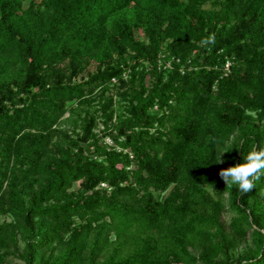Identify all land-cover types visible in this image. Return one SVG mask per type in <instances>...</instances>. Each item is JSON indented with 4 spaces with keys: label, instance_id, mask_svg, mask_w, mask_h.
<instances>
[{
    "label": "trees",
    "instance_id": "obj_1",
    "mask_svg": "<svg viewBox=\"0 0 264 264\" xmlns=\"http://www.w3.org/2000/svg\"><path fill=\"white\" fill-rule=\"evenodd\" d=\"M22 2L0 0V264H264V173L225 203L218 189L264 147V0ZM73 101L94 104L109 143L88 112L72 134L53 126Z\"/></svg>",
    "mask_w": 264,
    "mask_h": 264
},
{
    "label": "rangeland",
    "instance_id": "obj_2",
    "mask_svg": "<svg viewBox=\"0 0 264 264\" xmlns=\"http://www.w3.org/2000/svg\"><path fill=\"white\" fill-rule=\"evenodd\" d=\"M30 0H23L22 2V7H26L28 5V2ZM37 1L38 0H34ZM204 8H209V2H205L203 4ZM135 35L137 38L143 39V32L140 28H138L135 31ZM162 53H159L158 56H160ZM179 57L180 62L179 64H176L175 66H180V64H182L185 61V57L180 56V55H174ZM136 62L134 61V59H129L128 61H126V65L123 66V72L125 74L130 72V69L132 68V66L138 68L139 66L135 65ZM144 66H146V64L144 63ZM230 66V65H229ZM96 71V64L92 61H90L86 67L79 73L77 74V76L75 77L77 80L80 78H85L87 73H93ZM113 115L111 120L115 121L116 118L118 117L119 114H123V104L125 102L124 99H122L121 97H119L118 95H114L113 96ZM67 109L63 112V114L58 118L57 122L53 125L56 128L68 133V134H72V130H76L78 131V128L76 126H78V116H82L85 112H88L89 114H93L95 116V126H93L92 131L97 134L98 138H101L102 140H104V142L109 143L110 139L108 137V135H102V130H101V123H100V117L99 115L93 110L94 104H90V105H84V104H80L77 101H73V102H69L67 103ZM63 138V137H62ZM59 139V138H58ZM231 140L230 138H228L227 140H223V147L221 149H219L218 151V159L219 161L223 160V154L225 152V149L230 145ZM76 186V182L74 183ZM225 183L222 181L221 184L219 185V190H221V201L223 203L226 202V195H227V191L225 190ZM206 190L210 193H212L214 196H216V191L214 188L212 187H206ZM162 195V194H161ZM161 195H158V199H160ZM233 215V212H231L229 209H224L222 211V217L225 220H228L231 216ZM10 217L7 214H3L0 213V222L2 221H10L9 220ZM17 239H18V251H20L22 249V246L24 244V237L22 236L21 233H17ZM252 247L251 241H250V237L247 236V238L239 245L237 246L235 249H230L227 252V257L229 256L230 258H235L237 255H241L244 252H247L250 248ZM222 257V256H220ZM2 264H23V261L18 258L16 256V253H12V255L9 256V258Z\"/></svg>",
    "mask_w": 264,
    "mask_h": 264
},
{
    "label": "clouds",
    "instance_id": "obj_3",
    "mask_svg": "<svg viewBox=\"0 0 264 264\" xmlns=\"http://www.w3.org/2000/svg\"><path fill=\"white\" fill-rule=\"evenodd\" d=\"M214 36L203 38L202 45L214 43ZM243 163H237L226 169H221L218 173L220 179L225 185H237L241 194H247L255 187L254 181L260 179L264 173V147H252L246 156L243 157ZM223 163V161H219Z\"/></svg>",
    "mask_w": 264,
    "mask_h": 264
},
{
    "label": "built area",
    "instance_id": "obj_4",
    "mask_svg": "<svg viewBox=\"0 0 264 264\" xmlns=\"http://www.w3.org/2000/svg\"><path fill=\"white\" fill-rule=\"evenodd\" d=\"M165 53L161 54L160 56L157 57V64L158 66H163V67H166V68H172L173 65H176V64H179L180 62V59L179 57L177 56H174V55H170L168 56V58L166 56H164ZM188 58L183 62H188ZM183 63L180 64V66H178V70L182 71L183 72ZM231 61L229 60V58H226L224 64H223V67H222V71H223V75H226L228 72H229V65H230ZM190 67H193V66H189L188 68ZM126 77V74L123 72L122 73V78H125ZM110 81L112 83H115L116 79L115 77H111L110 78ZM152 110H158V105L157 104H153L152 106ZM101 186H105L104 183H101L100 184Z\"/></svg>",
    "mask_w": 264,
    "mask_h": 264
}]
</instances>
